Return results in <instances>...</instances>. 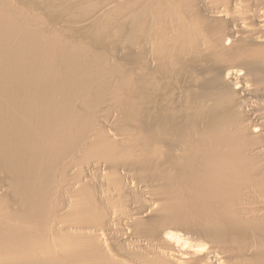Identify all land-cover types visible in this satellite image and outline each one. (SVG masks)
Masks as SVG:
<instances>
[{"label": "bare ground", "instance_id": "6f19581e", "mask_svg": "<svg viewBox=\"0 0 264 264\" xmlns=\"http://www.w3.org/2000/svg\"><path fill=\"white\" fill-rule=\"evenodd\" d=\"M37 20L0 0V264H264V0Z\"/></svg>", "mask_w": 264, "mask_h": 264}, {"label": "rangeland", "instance_id": "374dc122", "mask_svg": "<svg viewBox=\"0 0 264 264\" xmlns=\"http://www.w3.org/2000/svg\"><path fill=\"white\" fill-rule=\"evenodd\" d=\"M107 0H4V5L10 8V10H15L18 17H28L29 21L34 23L36 20L39 23L46 32H50L53 35H57V38L61 40H83L86 35L85 33L88 31L80 30L76 28V24L81 22L87 17L92 16L96 11H98ZM101 22L104 24L106 20L103 19ZM103 24L101 25L99 22V25L103 27ZM74 27V28H73ZM42 28V29H43ZM74 32H73V30ZM78 31V32H77ZM110 31V30H109ZM108 31V32H109ZM91 34H90V33ZM88 36H86V41L90 42L92 39H94L96 33H92L89 31ZM96 32V31H95ZM113 30H111L109 33H112ZM105 33V34H104ZM76 34V35H75ZM87 34V33H86ZM92 34L94 35L92 38ZM101 37L100 45L97 44L96 48L97 50H100L102 48L107 49V51L110 50V47L107 45L106 39H108V36L106 32H100L99 34ZM82 36V37H81ZM72 37V38H71ZM79 37V39H77ZM76 38V39H75ZM82 38V39H80ZM88 38H92L88 40ZM130 38V37H129ZM131 41L125 42L126 44L122 47L127 49V51L124 50L123 60L122 58H117L116 61H118V68L115 70L116 72L128 76L131 78V85L132 87L135 84V76H136V54L133 51L134 50V40L130 38ZM106 41V42H105ZM96 44V43H95ZM100 46V47H99ZM116 52V51H115ZM125 57V58H124ZM119 59V60H118ZM129 85V86H131ZM54 171L53 174L56 175ZM51 177V180H54V184L57 185L56 177ZM57 176V175H56ZM135 194H133L134 196ZM122 199V198H121ZM119 199L117 202H124V199ZM131 199V197L129 198ZM127 199H125L126 201ZM115 202V199L113 200ZM56 205L51 204L49 206L50 210H54Z\"/></svg>", "mask_w": 264, "mask_h": 264}]
</instances>
